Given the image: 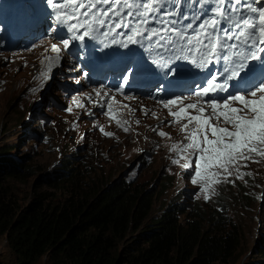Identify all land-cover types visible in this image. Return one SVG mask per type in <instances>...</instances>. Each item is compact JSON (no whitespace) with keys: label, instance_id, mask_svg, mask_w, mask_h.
I'll use <instances>...</instances> for the list:
<instances>
[{"label":"snow or ice","instance_id":"obj_1","mask_svg":"<svg viewBox=\"0 0 264 264\" xmlns=\"http://www.w3.org/2000/svg\"><path fill=\"white\" fill-rule=\"evenodd\" d=\"M44 3L50 21L48 37L58 43L45 48L39 61L41 88L61 65L65 52L74 55L78 48H95V41L110 38L103 47L126 49L123 55L129 58L120 73L121 82L94 88L95 99L84 96L91 108L73 96L65 111L71 114L74 108L81 109L84 115L96 117L92 109H99L110 124L128 133L131 120L125 115L133 116L136 109L117 97L136 100L129 93L138 74L150 73L155 77V91L149 97L167 110L168 117L160 120L151 111L159 120L152 131L171 141V134L161 126L178 127L182 140L172 142L168 152L171 163L197 186V199L208 202L219 186L234 185L237 180L247 183L245 177H252L253 172L244 169L250 163L264 162V0ZM187 65L199 70L195 79ZM139 110L149 114L143 105ZM93 127L107 138L115 136L96 120Z\"/></svg>","mask_w":264,"mask_h":264},{"label":"trees","instance_id":"obj_2","mask_svg":"<svg viewBox=\"0 0 264 264\" xmlns=\"http://www.w3.org/2000/svg\"><path fill=\"white\" fill-rule=\"evenodd\" d=\"M13 150H0V237L10 264L235 263L241 230L223 205H193L186 212L188 204L175 199L155 216L156 192L118 177L88 181V169L81 174L75 157L43 176L46 190L30 193L21 204L8 180L33 171ZM255 241L239 264H264V234Z\"/></svg>","mask_w":264,"mask_h":264},{"label":"rangeland","instance_id":"obj_3","mask_svg":"<svg viewBox=\"0 0 264 264\" xmlns=\"http://www.w3.org/2000/svg\"><path fill=\"white\" fill-rule=\"evenodd\" d=\"M45 48H48L47 44L35 53L17 58L9 54L0 56V122L3 123L0 150L13 146L12 154L22 158L33 171L23 179L8 180L20 203H26L30 193L46 190L41 178L53 169H61L65 161L75 157L73 161L80 164L81 174V169H88L89 177L85 175L88 181L93 178L90 181L100 184L99 177L106 181L119 177L126 182L142 183L156 192L155 216L175 199L188 204L186 212H190L193 205L203 209H220L223 205L225 215L241 230L242 244L234 264L243 262L257 237L264 234V198H258L264 197V162L250 163L244 169L253 172L252 177H245L247 183L237 180L234 185L219 186L217 194L208 202L197 199V186L191 184L184 170L171 163L168 152L172 142L182 140L178 127L161 126L163 131L171 134L170 141L152 131L159 125V120L152 117L142 119L141 115L129 117L126 114L125 118L131 120L132 131L125 133L100 115L99 109H92L97 113L96 117L84 115L81 109L75 108L68 113L65 109L72 103L73 96L80 97L83 102L84 98L78 92L61 95L56 88L60 79L54 70L52 78L40 87L38 61L46 54ZM94 120L115 136H103L93 127ZM136 120L140 121L139 125ZM57 196L61 198L58 192ZM246 196L247 200L243 198ZM10 259L5 241L0 237V264H10ZM37 264H44V259Z\"/></svg>","mask_w":264,"mask_h":264},{"label":"bare ground","instance_id":"obj_4","mask_svg":"<svg viewBox=\"0 0 264 264\" xmlns=\"http://www.w3.org/2000/svg\"><path fill=\"white\" fill-rule=\"evenodd\" d=\"M4 56V55H3ZM153 123V122H152ZM164 129V128H163ZM172 129V128H171ZM169 132V131H168ZM177 132V131H176Z\"/></svg>","mask_w":264,"mask_h":264},{"label":"water","instance_id":"obj_5","mask_svg":"<svg viewBox=\"0 0 264 264\" xmlns=\"http://www.w3.org/2000/svg\"><path fill=\"white\" fill-rule=\"evenodd\" d=\"M119 178V177H118Z\"/></svg>","mask_w":264,"mask_h":264}]
</instances>
